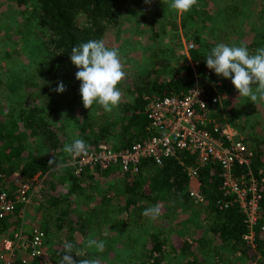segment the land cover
I'll return each mask as SVG.
<instances>
[{
  "label": "trees",
  "instance_id": "trees-1",
  "mask_svg": "<svg viewBox=\"0 0 264 264\" xmlns=\"http://www.w3.org/2000/svg\"><path fill=\"white\" fill-rule=\"evenodd\" d=\"M14 1L21 11L29 12L33 18L30 22L39 52L36 61L39 74L32 82L25 83L34 86L42 102L18 105L5 99L0 104V171L5 175L15 170L24 177L37 175L39 180L35 182L33 196L38 205V225L45 230L50 245L46 257L60 261L67 241L74 245V259H90L95 251L86 246L87 240L103 238L104 226L116 225L115 234L119 236L116 240L125 241L127 246L121 244L123 251L118 264H224L232 257L264 264V229L256 228L253 240L246 241L243 235L248 229L242 213L234 204L226 208L216 204L221 196L220 170L216 164L198 171L196 180L204 196L201 203L187 196L190 179L185 165L192 164L194 159L186 151L165 158L161 165L143 160L135 174H121L114 168H88L81 176L74 174L69 164L70 156L63 151L64 146L71 143L64 123L59 122L62 114L55 89L62 82L70 85L73 91L77 90L75 74L78 69L71 63V49L90 40H102L106 30L118 24L130 0ZM198 2L199 6H193L181 16L183 21L189 17L192 20L203 11L202 0ZM260 10L264 11V4ZM156 22L158 26V20L150 21L151 39L158 35L154 29ZM200 26L190 22L184 31L186 39L194 45L188 53L189 60L186 54L179 53L180 38H174L165 56H158V49L154 50L153 64L145 73L125 71L118 85L121 93H127L124 102L120 101L110 113L94 104L76 125L77 135L90 147L102 141L116 148L128 146L147 134L144 107L149 99L184 92L199 79L209 81L213 70L206 66L210 50L202 32L207 33L208 38L217 39L218 31L213 25L204 31ZM232 28L239 31L233 26L230 30ZM255 33L256 37L264 39V27ZM263 41L257 39L250 43L249 53ZM216 92L221 94V88ZM225 111L233 121L231 110L226 108ZM54 158L56 165H49ZM257 158L259 154L256 153L252 171L262 193L264 211V169L256 165ZM105 177L121 179L118 184L111 185L110 188L116 186L113 191H91L81 183L83 178L100 180ZM170 201L191 209H205L204 225L192 230L183 226V231L178 233L171 230L162 218L172 221L174 215L161 205ZM157 204L161 206V215L156 220L142 215ZM19 221L15 215H8L0 220V232L11 227L20 228ZM132 227L137 231L130 234Z\"/></svg>",
  "mask_w": 264,
  "mask_h": 264
},
{
  "label": "rangeland",
  "instance_id": "rangeland-1",
  "mask_svg": "<svg viewBox=\"0 0 264 264\" xmlns=\"http://www.w3.org/2000/svg\"><path fill=\"white\" fill-rule=\"evenodd\" d=\"M170 3L171 0H166L165 3H162V0H151V3H145V0H130L118 24L106 30L102 40L106 47L119 50L124 71L137 74L145 73L153 64L151 58L153 51L158 49V56L161 57L167 55V49L171 50V45L176 40L175 37L181 39L179 53L184 54L185 45L192 43L186 39L184 34L190 22L191 25L201 24L200 30L202 31L206 30L205 28H208L209 25L216 26L217 39L208 38L207 33L202 32L203 40L209 44L210 51L220 43L228 46H241L243 44L248 47L257 39L264 40L256 37L255 33L264 27V11L260 12L264 0H202L203 11L196 14L194 19L189 20V17L184 21L181 18L182 15H178L170 9ZM199 4L197 2V6ZM206 16H210V18ZM153 18L159 21L158 26L157 22L155 25L157 28H154L157 29L158 33L155 39H151L150 21ZM30 20L33 18L29 12L21 11L14 0H0V104L5 99L18 105L41 104L42 102L40 93L34 86L31 87L30 82L29 85L25 83L26 81H33L34 76L39 74L38 64H36L39 52ZM204 20L206 21L204 22ZM232 26L239 31L233 28L230 30ZM261 47H264V41L250 54H255L256 50ZM156 66L161 67L160 65ZM211 74L209 81L217 84L218 90L221 88L220 103L227 108V111L228 109L231 110L234 128L255 151V154H259L255 163L259 168L264 169V102L254 104L248 98L238 97L239 94L231 83V79L217 76L214 71ZM15 82L24 83L11 85ZM80 84L81 82L78 81L76 91H73L70 85H65L66 90L63 93H56L62 114V119L59 122L64 123L70 143L76 139H81L77 135L76 125L83 118L85 112L92 110V108L86 109L83 106ZM126 94L122 91L121 103L124 102ZM224 115L229 117L230 114L228 115L224 110ZM34 177L35 181L39 180L37 175ZM120 179V177H105L100 180L83 178L81 183L82 185L84 183L91 191H95V189L113 191L116 186L110 188L111 185L118 184ZM35 181L32 188L36 187ZM34 199L35 195L32 197L29 207L25 209L23 219L19 221V225L26 230L38 224L36 218L38 205ZM161 205L168 213H171V216L174 215L172 221L169 218L166 221L161 218L176 233L182 232L183 226L192 230L197 225H204L207 217L204 213L205 209H191L173 201L163 202ZM261 220L260 225L264 229V211ZM117 228L116 225L104 226L103 238L97 237V239L104 242L105 248L103 252L91 248L95 252L90 256V259L98 260L99 264H118L123 251L121 244L126 248L127 246L125 241L119 243L116 240L119 238L115 234ZM15 229L11 227L0 232V239L3 236L11 235ZM121 231L124 232L125 228ZM136 231L137 229L132 227L130 234ZM46 243L50 247L49 242L46 241ZM247 262V260H238L237 257H232L228 258L224 264H256L255 262Z\"/></svg>",
  "mask_w": 264,
  "mask_h": 264
},
{
  "label": "built area",
  "instance_id": "built-area-1",
  "mask_svg": "<svg viewBox=\"0 0 264 264\" xmlns=\"http://www.w3.org/2000/svg\"><path fill=\"white\" fill-rule=\"evenodd\" d=\"M192 48V43L185 45L188 60ZM209 74L207 71L206 75ZM216 86L203 78L184 92L149 99L144 107L147 134L121 148L103 141L95 147L86 143V154L69 159L74 174L81 176L88 168H114L121 174H135L143 160L161 165L165 158L186 151L194 159L192 164L185 165L190 179L188 198L204 202L196 180L198 171L216 164L221 192L216 204L223 208L232 204L237 207L248 229L243 239L251 242L255 229L263 230L260 225L263 197L252 171L256 154L234 128L231 118L225 117ZM34 181V176L24 177L18 171L10 175L0 171V220L11 214L23 219L32 201ZM0 241V264H59V260L46 257L49 249L46 234L38 224L28 230L17 228Z\"/></svg>",
  "mask_w": 264,
  "mask_h": 264
},
{
  "label": "clouds",
  "instance_id": "clouds-1",
  "mask_svg": "<svg viewBox=\"0 0 264 264\" xmlns=\"http://www.w3.org/2000/svg\"><path fill=\"white\" fill-rule=\"evenodd\" d=\"M166 0H162L165 3ZM198 0H171L170 9L178 15L189 12ZM151 3V0H145ZM71 63L78 69L75 77L80 84V95L83 106L91 109L99 105L105 112H112L119 106L121 91L119 83L126 73L123 69L119 50L106 47L103 40H90L71 49ZM206 66L217 76L231 79L238 92V97L250 99L254 104L264 102V47L258 48L255 54H250L246 45L228 46L220 43L213 47L206 58ZM66 90L61 82L55 89L58 93ZM87 145L82 139H76L66 144L63 151L72 158L80 157L87 152ZM49 165H56L55 158ZM142 215L156 220L161 215L159 204L147 208ZM86 246L103 252L105 244L94 238L87 240ZM64 254L59 264H99L96 259L73 258L74 245L65 241Z\"/></svg>",
  "mask_w": 264,
  "mask_h": 264
}]
</instances>
